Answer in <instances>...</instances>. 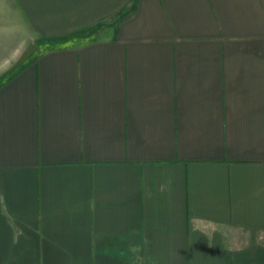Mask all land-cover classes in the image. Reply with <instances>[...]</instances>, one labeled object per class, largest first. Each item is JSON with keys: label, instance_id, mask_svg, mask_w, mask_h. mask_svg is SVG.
<instances>
[{"label": "crops", "instance_id": "crops-1", "mask_svg": "<svg viewBox=\"0 0 264 264\" xmlns=\"http://www.w3.org/2000/svg\"><path fill=\"white\" fill-rule=\"evenodd\" d=\"M0 264H264V0H0Z\"/></svg>", "mask_w": 264, "mask_h": 264}, {"label": "water", "instance_id": "water-1", "mask_svg": "<svg viewBox=\"0 0 264 264\" xmlns=\"http://www.w3.org/2000/svg\"><path fill=\"white\" fill-rule=\"evenodd\" d=\"M36 44L30 43L26 46V48L23 50L21 55L18 57V59L15 61L13 66L10 68L11 70L16 69L19 65H21L25 60L31 55V53L34 51Z\"/></svg>", "mask_w": 264, "mask_h": 264}, {"label": "rangeland", "instance_id": "rangeland-1", "mask_svg": "<svg viewBox=\"0 0 264 264\" xmlns=\"http://www.w3.org/2000/svg\"><path fill=\"white\" fill-rule=\"evenodd\" d=\"M15 63V62H14ZM13 63V64H14ZM13 64L10 66L7 67V69L5 71H3L0 75V79L5 77L6 75H8L9 73H11L12 71H14L15 69L11 70L10 68L13 66Z\"/></svg>", "mask_w": 264, "mask_h": 264}]
</instances>
